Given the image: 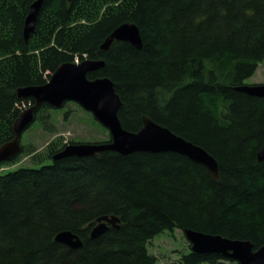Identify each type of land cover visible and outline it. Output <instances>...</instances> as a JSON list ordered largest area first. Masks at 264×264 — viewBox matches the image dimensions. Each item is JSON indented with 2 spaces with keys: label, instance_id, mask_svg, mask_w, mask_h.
I'll list each match as a JSON object with an SVG mask.
<instances>
[{
  "label": "trees",
  "instance_id": "16d2710c",
  "mask_svg": "<svg viewBox=\"0 0 264 264\" xmlns=\"http://www.w3.org/2000/svg\"><path fill=\"white\" fill-rule=\"evenodd\" d=\"M35 1L0 0V147L14 138L21 105L36 102L19 88L45 84L62 63L102 58L88 77L115 82L123 126L138 131L149 116L208 150L220 179L177 152L54 160L62 138L42 153L22 142L0 161V170L24 156L31 164L0 173V264H157L151 240L178 228L264 245V97L236 89L264 61V0H43L26 38ZM126 22L143 46L116 40L103 50ZM53 108L41 105L34 121L55 132ZM106 214L120 226L91 238ZM66 229L82 247L56 241ZM189 247L178 264H240Z\"/></svg>",
  "mask_w": 264,
  "mask_h": 264
},
{
  "label": "water",
  "instance_id": "95a60500",
  "mask_svg": "<svg viewBox=\"0 0 264 264\" xmlns=\"http://www.w3.org/2000/svg\"><path fill=\"white\" fill-rule=\"evenodd\" d=\"M43 0H36L30 7L25 22L26 38L34 31L37 15ZM116 40L131 42L141 48L143 40L137 24L126 22L118 26L102 44L107 50ZM105 66L104 59L86 58L80 62H66L51 73L49 80L42 85H30L17 90L20 99L33 97L34 105L23 110L14 123L15 136L0 147V161L11 160L21 151L22 133L35 120V111L44 103L54 108H62L66 102H76L105 126L111 140L102 143H69L54 156V160L68 157L95 156L106 150H113L124 155L137 151L177 152L188 156L205 166L215 179H220L217 159L203 146L173 132L169 127L161 125L147 115L143 116V126L138 131L125 128L119 117L122 100L116 90L115 82L109 77L90 79L88 74ZM237 90L252 96L264 97V83L243 84ZM258 160H264V146L258 152ZM120 219L112 214L102 215L91 231V238L104 234L110 225L119 227ZM184 233L191 243V249L198 253H217L232 258L240 264H264V245L255 249L250 240L224 237L193 229H185ZM56 241L71 248H80L82 238L72 230L60 231Z\"/></svg>",
  "mask_w": 264,
  "mask_h": 264
},
{
  "label": "rangeland",
  "instance_id": "374dc122",
  "mask_svg": "<svg viewBox=\"0 0 264 264\" xmlns=\"http://www.w3.org/2000/svg\"><path fill=\"white\" fill-rule=\"evenodd\" d=\"M247 84L264 83V61L260 63L257 71L246 79ZM71 110L68 115L67 111ZM52 121L56 131H48L43 128L40 120L34 121L31 126L22 133L24 144L32 143L37 152L43 149L54 139L62 138L63 143L71 141L82 143H95L109 140L110 132L103 126L91 112L82 108L76 102H66L62 108L51 110ZM22 165L29 166L30 159L21 157L17 162L5 165L0 173L13 171ZM40 166V164L36 165ZM190 242L181 229L167 230L157 235L149 245V251L157 257V264H178L183 254L190 251Z\"/></svg>",
  "mask_w": 264,
  "mask_h": 264
},
{
  "label": "built area",
  "instance_id": "2783aa9c",
  "mask_svg": "<svg viewBox=\"0 0 264 264\" xmlns=\"http://www.w3.org/2000/svg\"><path fill=\"white\" fill-rule=\"evenodd\" d=\"M22 107L25 108V107H27V105H26V104H23V105L21 106V108H22Z\"/></svg>",
  "mask_w": 264,
  "mask_h": 264
},
{
  "label": "flooded vegetation",
  "instance_id": "af4514ba",
  "mask_svg": "<svg viewBox=\"0 0 264 264\" xmlns=\"http://www.w3.org/2000/svg\"><path fill=\"white\" fill-rule=\"evenodd\" d=\"M112 225H110V227H111ZM114 227V226H113Z\"/></svg>",
  "mask_w": 264,
  "mask_h": 264
}]
</instances>
